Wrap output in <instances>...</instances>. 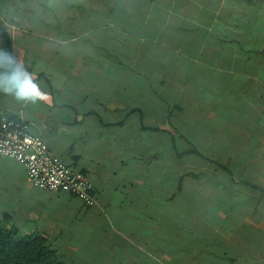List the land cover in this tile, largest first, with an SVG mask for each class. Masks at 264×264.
I'll return each mask as SVG.
<instances>
[{"label": "crops", "instance_id": "crops-1", "mask_svg": "<svg viewBox=\"0 0 264 264\" xmlns=\"http://www.w3.org/2000/svg\"><path fill=\"white\" fill-rule=\"evenodd\" d=\"M0 48L40 85L0 92L93 185L0 159V216L68 264H264V0H0Z\"/></svg>", "mask_w": 264, "mask_h": 264}, {"label": "built area", "instance_id": "built-area-1", "mask_svg": "<svg viewBox=\"0 0 264 264\" xmlns=\"http://www.w3.org/2000/svg\"><path fill=\"white\" fill-rule=\"evenodd\" d=\"M3 157L20 163L33 187L72 194L88 207L97 203L89 179L54 154L31 132L29 123L7 113L0 114V159Z\"/></svg>", "mask_w": 264, "mask_h": 264}, {"label": "trees", "instance_id": "trees-1", "mask_svg": "<svg viewBox=\"0 0 264 264\" xmlns=\"http://www.w3.org/2000/svg\"><path fill=\"white\" fill-rule=\"evenodd\" d=\"M0 264H68L62 262L45 238L21 235L8 215L0 216Z\"/></svg>", "mask_w": 264, "mask_h": 264}, {"label": "clouds", "instance_id": "clouds-1", "mask_svg": "<svg viewBox=\"0 0 264 264\" xmlns=\"http://www.w3.org/2000/svg\"><path fill=\"white\" fill-rule=\"evenodd\" d=\"M0 92L22 102H35L40 85L24 69L13 51L0 48Z\"/></svg>", "mask_w": 264, "mask_h": 264}]
</instances>
